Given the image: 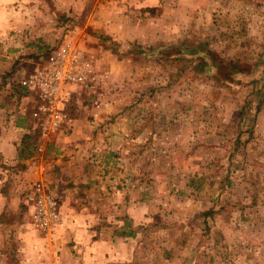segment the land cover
Returning <instances> with one entry per match:
<instances>
[{
  "label": "rangeland",
  "instance_id": "1",
  "mask_svg": "<svg viewBox=\"0 0 264 264\" xmlns=\"http://www.w3.org/2000/svg\"><path fill=\"white\" fill-rule=\"evenodd\" d=\"M60 7L45 38L36 31L19 37L34 45L28 57L35 60L62 43L97 56L104 77L98 117L84 98L69 110L101 135L108 125L110 134L94 143L101 158L88 155L83 165L88 179H106L94 178L93 190L76 200L101 203L104 231L134 233V264H264V0ZM199 48L213 53L214 67L196 59ZM20 50L0 48V57ZM5 62L0 103L13 84ZM234 67L243 74H229Z\"/></svg>",
  "mask_w": 264,
  "mask_h": 264
},
{
  "label": "crops",
  "instance_id": "2",
  "mask_svg": "<svg viewBox=\"0 0 264 264\" xmlns=\"http://www.w3.org/2000/svg\"><path fill=\"white\" fill-rule=\"evenodd\" d=\"M61 1L73 0H0V48H22L16 55L0 57L6 61L3 70L9 72L13 83L6 87L10 88L7 102L0 103V264H134L138 241L104 231L98 226L105 218L101 203L93 207L75 198L93 190L95 179H106L105 173L101 178L95 174V179H88L83 165L88 155H96L93 160L101 158L94 143L110 134L108 125L101 135L93 129L95 122L74 118L71 129L42 142L32 155L18 159L23 137L33 134L34 109L21 83L38 61L28 57L36 52L34 45L27 38L21 40L19 34L36 31L45 38L44 32L55 28L50 18L60 12ZM88 141H93L90 147ZM36 183L53 188L60 200V212L66 217L50 237L34 229L23 202L26 188Z\"/></svg>",
  "mask_w": 264,
  "mask_h": 264
},
{
  "label": "built area",
  "instance_id": "3",
  "mask_svg": "<svg viewBox=\"0 0 264 264\" xmlns=\"http://www.w3.org/2000/svg\"><path fill=\"white\" fill-rule=\"evenodd\" d=\"M97 56L74 43H62L48 50L34 63L22 86L32 98V133L40 141H50L57 133L72 128L74 118L69 106L74 98H84L85 109L98 117L104 91L97 70ZM23 202L33 227L45 237L53 236L62 226L60 203L42 183L26 188Z\"/></svg>",
  "mask_w": 264,
  "mask_h": 264
},
{
  "label": "trees",
  "instance_id": "4",
  "mask_svg": "<svg viewBox=\"0 0 264 264\" xmlns=\"http://www.w3.org/2000/svg\"><path fill=\"white\" fill-rule=\"evenodd\" d=\"M139 52H141V50ZM195 53H196V57H197L196 59L201 60L204 67H206V66H210L211 68L214 67L215 58H213V56H214L213 53H210L206 49L204 50V49H200V48L197 49L195 51ZM228 65H231V63H229ZM233 69L234 70L230 69L231 71H228L229 74H231V75H236L237 73L243 74V71L240 68L236 69V67H234ZM244 72H246V71H244ZM37 141H38L37 134L34 133V134L25 135L22 139L21 145H20L19 150H18V159L21 160V159H24L26 156L28 157V155L29 156L32 155L37 150ZM120 236L121 237H132L133 233L124 231L123 233H121Z\"/></svg>",
  "mask_w": 264,
  "mask_h": 264
}]
</instances>
